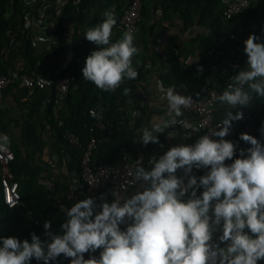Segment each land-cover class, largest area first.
I'll list each match as a JSON object with an SVG mask.
<instances>
[{"label": "clouds", "instance_id": "obj_1", "mask_svg": "<svg viewBox=\"0 0 264 264\" xmlns=\"http://www.w3.org/2000/svg\"><path fill=\"white\" fill-rule=\"evenodd\" d=\"M104 17L84 32L96 49L86 57L82 77L109 92L125 79H137L132 64L139 49L130 31L112 42L115 13L106 11ZM260 40L251 33L243 42L247 67L236 70L217 98L231 109L217 130L199 136L192 144L172 146L159 158L150 157V170L143 166V157L128 163L129 175L140 184L131 195L126 190L122 195L121 185L113 191L111 202L102 194L77 200L70 208L61 205L64 221L58 231H53L50 220L44 221L46 239L35 233H31V241L0 236V264H31L33 259L50 264L61 255L70 264L264 261V143L241 133L239 140L250 146L240 148L237 157L238 144L225 139L232 123L244 118L242 110L235 114L233 110L250 106L254 95L264 98V42ZM158 90L167 101L169 119L155 117L150 127L139 130L142 135L137 143L145 146L159 144L157 134L168 128H187L186 121L178 118L191 106L192 96L181 95L172 86L164 89L159 82ZM259 131L264 137V122ZM172 133L168 136L175 137ZM7 143L8 137L0 136V147ZM194 169L206 171L196 176Z\"/></svg>", "mask_w": 264, "mask_h": 264}, {"label": "trees", "instance_id": "obj_2", "mask_svg": "<svg viewBox=\"0 0 264 264\" xmlns=\"http://www.w3.org/2000/svg\"><path fill=\"white\" fill-rule=\"evenodd\" d=\"M70 0L55 20L58 37L51 50V54L39 55L34 46V42L29 30H24L21 46L18 52L24 61L22 73L26 74H46V68L50 65V60L55 58L57 65L60 60L65 59L73 70L75 76L74 87L70 90L68 96L64 99L61 107L55 105V92H51L49 102L47 103V122L49 131L54 141L55 152L66 159L69 176L51 174L49 166L36 164L22 156L20 150L9 145L15 155L14 161L10 164V171L19 185L21 196L20 204L9 208L6 206L1 185L0 174V236H15L20 240L28 239L31 241V233H35L42 240L44 236L43 223L46 220L52 222L53 231H58L60 224L64 221V213L60 209L61 205L71 207L75 202L70 201L65 193L74 185L78 187V200L88 198L84 183L81 179L80 162L85 153L87 144L91 137L96 139V147L93 151L92 161L94 164H119L126 159V153L134 146L142 145L137 143L141 139L140 129L149 126L150 115L149 99L143 103V113L137 120V126L126 130L118 125V117L125 108L127 102L140 89L142 82L148 79L149 70L136 69L138 77L135 80H129L115 91H102L82 77V68L84 67L86 57L96 49V46L87 41L84 32L103 21L104 13L112 7L116 8L117 16L121 14L123 8L122 0H79L75 23L70 32V36L65 33V22L69 19L72 12V3ZM222 0H143L142 21L140 29L142 34L152 37L157 42V36L153 30L159 21H173L178 19L182 24L181 32L184 33L193 28L202 31L194 37L203 47H212L222 42L225 37L228 24L223 20ZM27 7L24 0H0V57L5 48L7 35L10 31V17H20L24 23L27 14ZM242 28V37L237 39L230 48L227 55V62L223 69L216 72L205 71L195 74L191 69L183 65L178 56H168L161 53L158 57V63H161L165 69L162 77L163 87L169 86L176 88L181 95H190L192 98L201 99L207 95L209 85L218 87L220 94L224 91L232 76L238 68H246L247 56L244 53V41L249 34L255 33L261 37L259 42H264V0H257L245 14L240 17ZM152 22V23H151ZM116 25L112 30L111 41L114 42L117 37ZM146 39V37H145ZM144 39V40H145ZM52 57V58H51ZM157 60L152 61V67ZM1 72V71H0ZM4 73V72H1ZM140 95V94H139ZM253 102L248 107L234 109L236 111H249L256 113L258 130L264 122V98L253 96ZM144 101V100H142ZM103 109L102 123L106 125L105 130L96 128L98 120L90 114L92 109ZM228 105L219 102L215 110L216 120L221 123L225 118L227 111H230ZM232 127L236 129L230 141L238 144L236 156H239V149L249 147L243 141L239 140L240 126L239 121H234ZM231 127V128H232ZM67 132L73 133L80 139V146L71 145L66 139ZM260 133V131H259ZM261 135V134H260ZM264 140V137H262ZM216 139H219L216 137ZM140 154L143 157V166L146 170L151 169L149 158L152 156L151 148H146ZM235 158V157H234ZM231 163V161H227ZM47 171L49 177L55 182L54 192L48 191L39 182V175ZM206 170L202 172L204 174ZM199 194V192H198ZM105 199L111 202L113 199L111 192H106ZM99 256V250L95 253ZM88 254H85V259ZM31 264H43L42 261L33 259ZM50 264H70V259L61 255L57 261Z\"/></svg>", "mask_w": 264, "mask_h": 264}, {"label": "crops", "instance_id": "obj_3", "mask_svg": "<svg viewBox=\"0 0 264 264\" xmlns=\"http://www.w3.org/2000/svg\"><path fill=\"white\" fill-rule=\"evenodd\" d=\"M50 8L46 14L47 19L44 26H35V32L32 36H42V30L48 31L54 40L57 38V30L51 24V13L54 10L55 0H48ZM225 0L221 1L223 6ZM115 8V7H114ZM111 10V9H110ZM10 31L7 35L5 48L0 57V71L7 73L12 72L16 75L15 82L6 89L3 96V107L0 111V136L8 137L7 145L17 147L25 159L40 165L49 166L51 174L60 175L61 177L69 176L66 159L59 156L54 150V141L52 134L49 131L47 122V103L51 95L50 91L29 90L25 88L20 81V76L24 68V61L18 52L21 46L24 24L20 17L9 13ZM240 18L230 22L226 27L225 37L222 42L213 45L212 47H203L198 41H194V37L202 30L193 28L184 33L181 32L182 24L178 19L173 21H159L153 30L157 38V42L152 38L145 36L140 32L135 45L139 49V53L133 57V68L140 69L141 72L147 69L149 72L148 79L142 82L140 89L133 97L129 99L125 108L118 117L119 127L130 130L137 126V120L143 113V103L145 100L140 98L139 94H146L150 101V115L148 123L155 117L169 119L166 115L167 101L162 100L161 92L158 90L159 85H162V77L164 76V68L161 63H158V57L161 53L168 56H178L180 62L192 70L195 74H200L205 71L216 72L224 68L227 62V55L230 48L237 39L242 37V28ZM152 23V22H151ZM115 39H120V34L117 32ZM146 37V39H145ZM145 39V40H144ZM114 41V42H115ZM157 60V63L152 67V61ZM49 68V67H48ZM46 68V71H48ZM202 69V71H201ZM129 82L128 79L124 80ZM161 95V96H160ZM160 97V99H158ZM179 117L178 119H181ZM187 128L176 125L171 128H176L175 137H169V128L164 133L157 134L160 141L159 144L149 143L147 146H134L127 152V159L132 161L137 160L140 154L146 151L147 147L153 152L152 156L156 155L159 158L170 147L184 144V133L189 132V141L196 140L197 133L194 130L193 120L186 119ZM236 129L231 128L230 134L225 137L231 140ZM147 152V151H146ZM47 172V171H46ZM113 193V191L111 192ZM132 193H128L131 195ZM124 227L123 225L121 226ZM258 264H264V261H259Z\"/></svg>", "mask_w": 264, "mask_h": 264}, {"label": "built area", "instance_id": "obj_4", "mask_svg": "<svg viewBox=\"0 0 264 264\" xmlns=\"http://www.w3.org/2000/svg\"><path fill=\"white\" fill-rule=\"evenodd\" d=\"M257 0H225L223 5L222 17L226 24L233 22L235 19L242 17L245 12L256 3ZM12 0H8L11 4ZM70 0H55L54 10L51 13V24L58 29L55 23L56 18L60 14L61 9L69 4ZM123 8L119 17L116 13V8L112 7L111 12L115 13L117 20L116 28L122 38L123 34L127 31L132 32L134 35V44L141 32L140 25L142 21V9L143 0H122ZM28 11L24 19V29L30 31V35L34 42V46L39 55L51 54V50L54 46L56 40L49 34L48 31L44 32L42 30V36L34 37L32 33L35 32V26H44L46 24L48 8H50V2L48 0H24ZM79 0H75L72 5V14L69 19L65 22V33L70 36V32L76 20L77 13L79 9L77 8ZM57 39V38H56ZM52 56V54H51ZM53 57V56H52ZM51 57V58H52ZM55 58L50 60V65L46 74H36L23 73L20 76V81L23 86L29 90H41L55 92V105L61 107L64 99L68 96L70 90L74 87L75 76L73 70H69V63L62 59L60 62L55 64ZM16 80V75L12 72L1 73L0 72V111L3 107V96L7 88H9ZM124 84V81L120 84L117 89H119ZM164 88V87H163ZM165 89V88H164ZM161 95L163 96V92ZM160 95V96H161ZM221 95L218 87L209 85L207 87V95L201 99L193 98V102L190 107L184 108L183 116L181 119L185 120L191 118L193 120L194 130L197 133L196 139L205 134H211L213 131L218 129L220 123L216 120L215 110L219 104L218 96ZM140 98L147 100L148 96L144 93L140 94ZM160 99V97L158 98ZM260 108L256 113H251L249 111L244 113V118L239 121L240 134L247 133L260 139L264 143L261 137L258 126L256 123V116L260 112ZM103 109L90 110V114L95 116L98 120L96 128L99 130H105L106 125L102 123L101 119L104 115ZM94 113V114H93ZM168 132L177 133L176 128H169ZM189 132L184 133L185 143L192 144L187 138L189 137ZM216 139V137H212ZM65 139L73 146H80V139L73 133L67 132L65 134ZM250 146V145H249ZM96 147V139L94 136L91 137L90 142L87 144L85 153L80 162L81 167V179L84 183L87 193L91 197H101L102 194L106 192H112L116 189H121V185H124V189H121V194L133 193L137 191L140 187L139 182H135L133 178L129 175L131 169L127 166L128 163L132 162L130 159H125L119 164H94L92 161L93 151ZM156 157V155L154 156ZM141 158V157H139ZM138 158V159H139ZM15 155L12 149L6 144L4 147H0V174H1V185L3 199L9 208L16 207L20 204L21 196L19 193V185L15 180L13 174L10 171V164L14 161ZM204 170H193V174L200 176ZM178 175L182 172L178 170ZM38 182L45 187L48 191L54 192L56 189L55 182L49 177L48 172L43 171L38 178ZM75 188V191L72 189ZM78 187L76 185L72 186L66 193V197L72 201L76 202L79 198Z\"/></svg>", "mask_w": 264, "mask_h": 264}]
</instances>
